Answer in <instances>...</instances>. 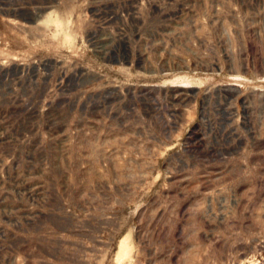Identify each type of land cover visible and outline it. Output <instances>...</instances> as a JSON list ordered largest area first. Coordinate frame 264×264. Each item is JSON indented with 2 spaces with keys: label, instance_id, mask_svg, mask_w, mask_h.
<instances>
[{
  "label": "rangeland",
  "instance_id": "rangeland-1",
  "mask_svg": "<svg viewBox=\"0 0 264 264\" xmlns=\"http://www.w3.org/2000/svg\"><path fill=\"white\" fill-rule=\"evenodd\" d=\"M0 264H264V0H0Z\"/></svg>",
  "mask_w": 264,
  "mask_h": 264
},
{
  "label": "bare ground",
  "instance_id": "bare-ground-1",
  "mask_svg": "<svg viewBox=\"0 0 264 264\" xmlns=\"http://www.w3.org/2000/svg\"><path fill=\"white\" fill-rule=\"evenodd\" d=\"M123 244V243H122ZM121 244V245H122ZM120 252L122 253V252H124V248H123V245L120 247ZM121 253H119L120 255H121ZM124 254V253H123Z\"/></svg>",
  "mask_w": 264,
  "mask_h": 264
}]
</instances>
